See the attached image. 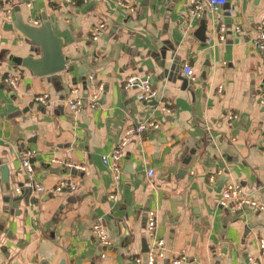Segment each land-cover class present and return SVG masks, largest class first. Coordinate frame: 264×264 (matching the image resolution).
Instances as JSON below:
<instances>
[{
    "label": "crops",
    "instance_id": "crops-1",
    "mask_svg": "<svg viewBox=\"0 0 264 264\" xmlns=\"http://www.w3.org/2000/svg\"><path fill=\"white\" fill-rule=\"evenodd\" d=\"M124 1L132 12L113 0H0L12 6V21L19 16L38 26L44 12L73 61L45 77L16 67L8 58L30 55V45L17 31L4 30L12 21L0 13V165L9 170V181L0 179V264H146L158 242L165 259L157 264L180 255L181 264H250L264 239V107L258 103L264 56L255 45L264 0H227L217 12L204 8V41L196 35L201 18L189 17V0ZM218 17L228 24L223 42ZM98 24L104 29L92 41ZM186 63L195 80L182 88L177 77L186 78ZM7 73L18 79L16 89L3 82ZM90 74L104 85L95 107L87 105ZM131 76H150L154 98L124 90ZM72 88L85 104L76 114L67 106ZM42 94L49 96L47 108L34 100ZM144 121L159 128L131 137L115 182L101 157L126 127ZM26 148L35 151L32 174L17 158ZM65 178L75 190L52 193ZM28 181L44 192H32L30 204L21 201L14 210L15 189ZM228 184H239L262 209L243 207L238 217L240 210L221 207ZM150 211L157 222L153 237L146 227ZM95 223L104 226L107 245L95 239Z\"/></svg>",
    "mask_w": 264,
    "mask_h": 264
},
{
    "label": "built area",
    "instance_id": "built-area-1",
    "mask_svg": "<svg viewBox=\"0 0 264 264\" xmlns=\"http://www.w3.org/2000/svg\"><path fill=\"white\" fill-rule=\"evenodd\" d=\"M117 5L122 7L123 9L132 12L133 9L130 5H128L124 0H113ZM227 0H189V17L192 19H199L202 17V13L204 8H209L213 12H217L220 8H222L226 4ZM11 5H0V13H3L8 20H11ZM228 14L232 15V11L229 10ZM34 24L38 25V23L35 21ZM228 24L226 23L225 19L223 17L217 18L216 23V34L217 38L220 42H223L225 40V32L227 31ZM104 29L103 24H98L92 28V34H91V40L96 41L98 39L99 34ZM259 35L257 37V40L255 41L256 47L259 49L260 53L264 56V20L261 22L260 26L258 27ZM237 32H240L239 29H236ZM182 72L184 77H186L189 80L194 81L195 76L193 73V70L189 64H184L182 66ZM88 80L94 84L93 86V92L89 98L88 106L95 107L100 99V96L104 90L103 83L95 82V77L93 74L88 75ZM3 82L5 85L9 86L12 89L17 88V82L18 79L16 76H14L11 73H7L6 77L3 79ZM152 78L150 76H145L143 78L131 76L128 77L123 84V89H136L137 97L140 100L150 101L154 98L156 92L152 88ZM220 91V88L218 89ZM73 97L68 101V109L71 113H79L83 107L85 106L83 99L77 95V89L72 88L70 92ZM35 102L39 104L42 107H48L49 106V96L48 94H42L35 97ZM259 105L264 107V93L259 96L258 98ZM162 111L166 113H172L168 108L163 107ZM229 119L235 118L234 114L230 113L228 114ZM159 128L158 124L154 121H144L140 122L137 125H129L126 127L123 131V135L121 138L116 142L114 148L112 149L111 153L104 155L101 157L102 163L106 165L110 173L112 175V179L116 182L120 173H121V162L124 158V149L128 142L130 141L131 137L134 135H141L147 131H155ZM35 157V151L29 148L21 149L18 152L17 158L20 163V166L23 171H25L28 174L33 173L32 168V160ZM51 164H59L60 161L57 159H51ZM65 168L68 169H76V170H82L83 167L80 165H76L73 163H66ZM153 176V171L149 170L147 173V177L150 178V182L153 180L151 177ZM25 188L33 189V192H44V189L34 184L31 181H28L25 185H23ZM17 191L19 189H16ZM75 190V186L71 183V181L67 178L61 180L57 185L54 187L53 190H51L52 193H60L65 191H73ZM219 204L221 207L231 210H241L243 207H253V208H259L262 209V206L258 205L253 200H250L246 197H244L241 194V186L239 184H228L226 185L222 192ZM156 214L152 211H150L147 214L146 218V227L147 232L150 237H153L154 232L156 230ZM92 233L95 237V239L98 241L101 245H107L108 239L105 232V228L100 223H95L92 225ZM157 249H149L146 253V264H157V261L165 259L164 252L161 247V243L158 242L154 245ZM259 247V256L257 258L250 257L249 263L250 264H263L260 260V258L264 257V239H259L258 242ZM136 263H141L142 260L140 257H136L135 259ZM170 264H181L185 261V256L180 255L178 257L172 258L169 260Z\"/></svg>",
    "mask_w": 264,
    "mask_h": 264
},
{
    "label": "water",
    "instance_id": "water-1",
    "mask_svg": "<svg viewBox=\"0 0 264 264\" xmlns=\"http://www.w3.org/2000/svg\"><path fill=\"white\" fill-rule=\"evenodd\" d=\"M207 22V17L204 13L196 29V35L201 41L206 39L205 32ZM4 30L17 31L30 45V55L25 57L11 55L8 58V61L16 67L26 69L34 76L45 77L63 72L66 70V67L72 66L73 61L70 55H65L63 53L64 43L62 39L54 34L51 21L44 12L41 13V22L38 26L24 22L21 17L17 16L11 23H5ZM33 54L39 57L35 58ZM177 79L182 81V88H187L189 85H192L186 78L177 77ZM181 171L186 172L185 168H182ZM0 179L2 182L6 183L9 181V170L7 165H0ZM18 189L19 190L16 191L17 195L11 199V207L17 211L21 201H26L30 204L29 196L33 192V189L25 188L23 185L18 186ZM9 199L10 195L8 194L4 201L8 202ZM241 211L243 210L236 212V216L239 217L242 213ZM123 227L126 228V225L123 224ZM125 235H129L128 229ZM125 238L128 239V237ZM147 250L146 242L142 240V252H147Z\"/></svg>",
    "mask_w": 264,
    "mask_h": 264
},
{
    "label": "rangeland",
    "instance_id": "rangeland-1",
    "mask_svg": "<svg viewBox=\"0 0 264 264\" xmlns=\"http://www.w3.org/2000/svg\"><path fill=\"white\" fill-rule=\"evenodd\" d=\"M144 255V254H143Z\"/></svg>",
    "mask_w": 264,
    "mask_h": 264
}]
</instances>
